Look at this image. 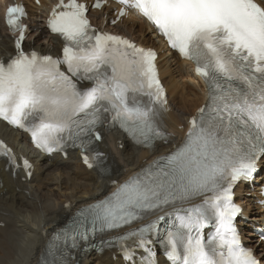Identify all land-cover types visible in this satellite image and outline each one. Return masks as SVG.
<instances>
[{"label":"snow or ice","instance_id":"1","mask_svg":"<svg viewBox=\"0 0 264 264\" xmlns=\"http://www.w3.org/2000/svg\"><path fill=\"white\" fill-rule=\"evenodd\" d=\"M120 2L138 9L172 48L197 62L196 71L209 83L208 103L191 118L178 149L128 177L104 199L83 207L54 232L42 264H72L71 250L80 241L175 205L181 207L175 209L176 220L164 241L172 264H260L235 226L242 209L234 203L233 190L239 181L251 179L264 159V3ZM56 9L49 25L66 41L62 59L25 52L21 31L15 41L17 55L8 62L0 59V119L29 131L36 146L46 152L68 146L83 149L86 163L93 141L101 139L96 129L105 120L148 146L156 139L166 140L159 118L167 111V100L156 52L92 28L87 6L78 0H60ZM25 14L22 5L10 6L8 25L26 28L20 23ZM77 79L90 81L91 86L80 88ZM0 151L15 163L3 141ZM24 166L31 168L27 159ZM201 197V202L193 203ZM160 219L129 228L117 238L127 260L132 261L140 248L148 253L147 264L152 255L148 235ZM213 221L215 232L205 239L203 230ZM129 240L134 248L125 243Z\"/></svg>","mask_w":264,"mask_h":264},{"label":"bare ground","instance_id":"2","mask_svg":"<svg viewBox=\"0 0 264 264\" xmlns=\"http://www.w3.org/2000/svg\"><path fill=\"white\" fill-rule=\"evenodd\" d=\"M8 1L11 0H0V8ZM26 2L34 19L31 26H35L37 25L35 18L38 20L41 8L36 7L32 0ZM116 30L129 32L145 45L156 46V41L150 36L143 21L134 23L125 21L117 25ZM46 33L43 27L42 33L36 36L33 42L30 39L26 45L42 52L57 49L59 44L56 38H49L46 44ZM44 37L46 41H42ZM8 52H14L12 40L5 31L0 14V58ZM159 65L172 106L163 123L164 128H168L172 134L168 143L158 142L155 148L150 150L134 145L119 131L108 132L102 136L98 145L99 150L105 153L107 164L110 166L103 174L88 169L76 151L69 152L66 158L59 154L51 156L34 151V156H30L34 159L35 169L30 180H26L22 173L12 176L6 171V162H0V264H42L48 241L54 232L66 223L74 210L104 199L116 190L117 185L113 183H122L156 157L173 151L185 138L186 130L179 127L185 124L187 116L205 103V95L201 84L193 77L191 65L177 60L176 57L170 60L165 54H161ZM184 68L187 69L186 73ZM184 73L188 79L193 80V83L190 80L183 81ZM0 133L18 151L23 152L21 149L30 151L29 146L22 147L19 143L20 134L5 124L0 123ZM20 140L27 142L25 136ZM120 145H123V148H120ZM50 184L54 187L49 186ZM258 200V188L251 190L237 188V201L244 205V216L248 220L246 226L249 228L254 224L264 226V206L259 205ZM246 230L247 228L244 229V233ZM248 235L253 236V232L250 231ZM247 240L251 241L252 247L255 248L253 242L256 240L254 238ZM260 249L263 248L259 247L257 251ZM158 260L159 264H166L161 256ZM71 262L127 264L115 249L76 252V256L71 257ZM135 264L143 263L138 261Z\"/></svg>","mask_w":264,"mask_h":264},{"label":"rangeland","instance_id":"3","mask_svg":"<svg viewBox=\"0 0 264 264\" xmlns=\"http://www.w3.org/2000/svg\"><path fill=\"white\" fill-rule=\"evenodd\" d=\"M39 24H40V23H39ZM123 28H124V27H123ZM125 30H126V28H125ZM184 72H185V73L187 72V69H186V68H184ZM185 73H184V74H185ZM189 80L193 83V80H191L190 78L188 79V78L186 77V74H185L184 77H183V81H184V82H188ZM49 186L54 187L53 184H52V185L50 184ZM63 191H64V190H63ZM246 231H248V232L251 231V228L247 229ZM248 232H247V233H248ZM248 236H249L248 234H245V238H246V239H247Z\"/></svg>","mask_w":264,"mask_h":264}]
</instances>
